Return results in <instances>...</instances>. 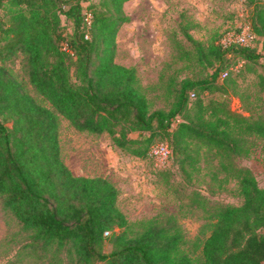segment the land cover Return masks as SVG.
<instances>
[{
    "label": "trees",
    "instance_id": "1",
    "mask_svg": "<svg viewBox=\"0 0 264 264\" xmlns=\"http://www.w3.org/2000/svg\"><path fill=\"white\" fill-rule=\"evenodd\" d=\"M84 1L0 0V196L30 237L17 255L26 249L48 264H264V185L251 168L233 164L249 137L264 141V97L257 114L235 110L224 98L243 65H262L264 89V2L251 0L253 45L225 43L221 34L204 45L186 32L197 59L214 69L172 78L169 106L152 109L136 67L115 60L127 0ZM18 52L27 55L29 81L49 104L6 64ZM216 89L220 94L206 99L203 92ZM59 115L80 130L109 133L115 146L139 157L164 141L156 136H167L182 165L197 160L188 143L195 139L197 149L220 155L218 170L234 171L243 200L210 214V234L194 255L176 213L133 222L114 181L71 170L61 152Z\"/></svg>",
    "mask_w": 264,
    "mask_h": 264
},
{
    "label": "rangeland",
    "instance_id": "2",
    "mask_svg": "<svg viewBox=\"0 0 264 264\" xmlns=\"http://www.w3.org/2000/svg\"><path fill=\"white\" fill-rule=\"evenodd\" d=\"M90 2L99 0H86L84 5ZM253 7L251 0H127L123 8L129 19L119 26L115 60L136 67L152 109L168 107L172 78H200L214 69L197 59L195 43L186 32L204 45L220 34L227 42L236 38L241 25L252 22ZM181 48L191 50L192 56H182ZM27 63L23 52L6 62L34 97L49 104L30 83ZM247 68L243 65L239 73H232L234 82L226 83L224 98L235 110L257 114L259 97H264L263 69L260 63L255 69ZM224 80L218 77L217 82ZM220 91L203 94L207 99ZM190 96L196 97L192 93ZM59 134L62 156L71 170L114 181L120 188L119 204L131 221L176 213L189 240L187 248L194 255L210 234L206 225L210 214L223 204H240L243 200L234 171L218 170L220 155L205 145L197 149L195 139L188 143L197 160L193 165H182L175 154L166 162L151 153L145 157L133 155L115 146L109 133L80 130L63 115H59ZM155 140L169 141L167 136L159 135ZM249 140L246 151L234 156L233 164L251 168L259 184L264 185V141L254 136ZM137 229V223L130 228L133 232ZM28 233L3 206L0 196V264H48L37 255H27L26 249L17 255L19 247L29 240ZM104 249L109 251L111 245L106 242Z\"/></svg>",
    "mask_w": 264,
    "mask_h": 264
},
{
    "label": "built area",
    "instance_id": "3",
    "mask_svg": "<svg viewBox=\"0 0 264 264\" xmlns=\"http://www.w3.org/2000/svg\"><path fill=\"white\" fill-rule=\"evenodd\" d=\"M242 30L237 34L235 39L225 41V43L234 41L238 42L243 45H253L254 41L257 37L255 34L251 23H248L244 27L241 25ZM228 75V70H225L221 74V78H225ZM150 153L160 159L163 160V162L168 161L169 157L172 155V150L168 142L166 141H158L155 142L150 149ZM108 233V231L106 232Z\"/></svg>",
    "mask_w": 264,
    "mask_h": 264
}]
</instances>
